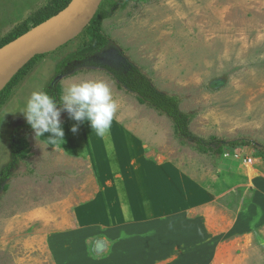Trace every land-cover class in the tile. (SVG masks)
Masks as SVG:
<instances>
[{
  "label": "rangeland",
  "instance_id": "obj_1",
  "mask_svg": "<svg viewBox=\"0 0 264 264\" xmlns=\"http://www.w3.org/2000/svg\"><path fill=\"white\" fill-rule=\"evenodd\" d=\"M52 1L0 0V44ZM93 19L0 93V175L12 167L0 190V264H264V159L253 147L264 146V0H103ZM133 65L180 100L194 136L253 145L219 156L181 139L110 72ZM83 80L111 87L109 133L90 141L89 123L75 122L83 130L69 128L68 149L31 129L14 164L11 136L28 124L18 110L31 91L53 82L60 106ZM103 210L108 218L92 217Z\"/></svg>",
  "mask_w": 264,
  "mask_h": 264
},
{
  "label": "trees",
  "instance_id": "obj_2",
  "mask_svg": "<svg viewBox=\"0 0 264 264\" xmlns=\"http://www.w3.org/2000/svg\"><path fill=\"white\" fill-rule=\"evenodd\" d=\"M73 1L74 0H53L48 6L32 15L28 22H25L23 25H21L16 30V32H14L3 43H1L0 49L10 44L17 38L28 33L33 28H36L54 18L55 16L63 12L66 8H68ZM103 15L104 14H101L94 18L97 20L94 25L95 30L98 27V25L96 24ZM94 43H96L95 49L100 46L99 41ZM94 53H96V50L78 52L60 65L58 74H63V70L68 68L69 64H72L76 61H82L86 58V56H89V54L92 55ZM39 58L40 56H37L23 70H21L19 74H17L14 79L8 84L6 90H10V88L16 85L18 79L22 77V74H24ZM110 72L123 88L137 96L138 101L142 105H146L154 109L161 116L168 117L173 122L177 135L181 139L194 144L198 148V150L223 156L225 149L234 152L236 150L244 149L253 145L248 140H234L225 142L213 138L210 142H207L206 140L197 138L190 131L192 117L189 114L181 111L180 100L176 97L168 96L156 89L152 82L148 78H146V76H144L136 66H128L125 70L111 69ZM45 91L54 96L57 100V88L55 85H53V82L49 85V87L45 89ZM31 129L32 127L30 126V124L19 126L11 136L10 146L14 164L18 163L21 160V155L18 151L19 141L22 136L25 133L29 132ZM253 147L255 148L258 156L264 159V146L254 144ZM11 169L12 167L2 170L0 175V190L2 189V183L10 178Z\"/></svg>",
  "mask_w": 264,
  "mask_h": 264
},
{
  "label": "clouds",
  "instance_id": "obj_3",
  "mask_svg": "<svg viewBox=\"0 0 264 264\" xmlns=\"http://www.w3.org/2000/svg\"><path fill=\"white\" fill-rule=\"evenodd\" d=\"M59 105L54 96L38 88L31 91L24 106L18 110L25 116L36 136L46 137L52 146L64 143L65 132L60 120L62 109L67 111L71 119L80 123L88 122L92 132L101 138L109 133L117 111L111 87L103 80L72 83L59 98ZM71 131L77 132L78 125H73Z\"/></svg>",
  "mask_w": 264,
  "mask_h": 264
},
{
  "label": "water",
  "instance_id": "obj_4",
  "mask_svg": "<svg viewBox=\"0 0 264 264\" xmlns=\"http://www.w3.org/2000/svg\"><path fill=\"white\" fill-rule=\"evenodd\" d=\"M102 2L103 0H74L68 8L54 18L1 48L0 93L37 56L46 54L50 45L60 47L66 45L68 43L66 35L75 33L76 23L93 11L97 13ZM61 78L63 76H59L54 84Z\"/></svg>",
  "mask_w": 264,
  "mask_h": 264
},
{
  "label": "crops",
  "instance_id": "obj_5",
  "mask_svg": "<svg viewBox=\"0 0 264 264\" xmlns=\"http://www.w3.org/2000/svg\"><path fill=\"white\" fill-rule=\"evenodd\" d=\"M68 118H66V120L63 122V123H61L62 124V127H63V129H64V132H65V136H64V141H65V144L63 143V144H61L60 146H62V145H65V146H67V145H70L69 143H67L66 142V140H69V142H70V131H69V128L72 126L73 127V125L72 124H75V122L76 123H78L77 121H75V120H73V119H71L69 116H67ZM71 123V124H70ZM70 125V126H69ZM68 131H67V130ZM79 129L80 128H78V131H79ZM80 130H83V129H80ZM72 134V133H71ZM85 134L86 135H88V137H86V138H89V140L91 141V140H93V141H96V136H95V134L94 133H89V132H85ZM85 134H84V136H85ZM94 134V135H93ZM73 135V134H72ZM74 136V135H73ZM75 137V136H74ZM40 143H42V144H46L45 142L47 141V139H46V137H40ZM48 142V141H47ZM97 144H99L97 147H100V143L99 142H96ZM71 146H73V143H71ZM69 146H67V148H68ZM71 148V147H70ZM70 148H68V149H70ZM57 149H58V147H57ZM123 165V164H122ZM122 199H126V201L127 202H129V201H131L132 199H133V196H131V197H124L123 195H121L120 196ZM106 212V213H105ZM128 212H129V210L127 209V211L126 212H123V213H121V214H119V215H117V218H118V220L119 221H121V219H123V220H126L127 221V217H129V214H128ZM105 214H107V210H103L101 213H99V214H97V212H95V214L93 213V215H92V217L94 216V215H96V217H100V216H105ZM182 215V213H178V216L179 217H182L181 216ZM102 217V218H103ZM110 217V216H109ZM107 218H108V214H107ZM130 219V218H129Z\"/></svg>",
  "mask_w": 264,
  "mask_h": 264
},
{
  "label": "bare ground",
  "instance_id": "obj_6",
  "mask_svg": "<svg viewBox=\"0 0 264 264\" xmlns=\"http://www.w3.org/2000/svg\"><path fill=\"white\" fill-rule=\"evenodd\" d=\"M95 13V11L91 12L89 15H87V17L81 19L78 23H76V31L74 34H68L66 35V40L68 42L74 40L75 38H77L82 32L83 30L88 26L90 20L92 19L93 14ZM96 14V13H95ZM94 14V16H95ZM60 46H56V45H50L49 49L46 50V54H50L53 53L55 51H57L58 49H60Z\"/></svg>",
  "mask_w": 264,
  "mask_h": 264
}]
</instances>
